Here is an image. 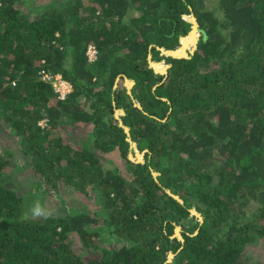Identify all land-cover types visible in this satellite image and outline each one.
I'll return each instance as SVG.
<instances>
[{
  "label": "trees",
  "instance_id": "obj_1",
  "mask_svg": "<svg viewBox=\"0 0 264 264\" xmlns=\"http://www.w3.org/2000/svg\"><path fill=\"white\" fill-rule=\"evenodd\" d=\"M26 1L0 0V118L41 192L92 191L97 208L26 216L27 193L9 184L12 151L0 148V264H264L245 256L264 241V0H52L33 14ZM190 13L194 51L161 53L191 29ZM189 44L191 34L174 52ZM42 68L70 80L65 99ZM119 107L144 161L128 158ZM76 124L90 139L65 133ZM113 150L123 167L104 165Z\"/></svg>",
  "mask_w": 264,
  "mask_h": 264
},
{
  "label": "rangeland",
  "instance_id": "obj_2",
  "mask_svg": "<svg viewBox=\"0 0 264 264\" xmlns=\"http://www.w3.org/2000/svg\"><path fill=\"white\" fill-rule=\"evenodd\" d=\"M50 1L52 0H28L24 3V7L26 11H31L30 13L33 14L36 11H40V9H45V7H47V4L50 3ZM212 3H215V0L206 1V5H208L209 7ZM191 47V44H189L185 48L186 51H189ZM124 84L127 89V85L125 82ZM117 109L118 108H115V110ZM118 112V110L117 112H114V116L116 118H119L118 116L121 115V113ZM90 129L91 128L89 124H76L74 126L66 125L65 133L69 134L73 141L85 142L83 140L90 139ZM14 133V130L7 126L5 121L0 118V148H9L12 151V155L10 158L12 164L7 170L11 174L12 179L10 180L9 184L10 186H14L16 189H18L19 192L27 193L29 208L27 209V211H25L26 216L30 218L37 217L41 219H46L57 217L59 214L66 213L71 207H84V209H87L88 211L95 210L97 208V205L93 200L92 191L90 192L91 196L89 195L86 199L82 195L78 194L77 191L67 189L65 185H61L58 191L50 189L45 193L41 192L38 187L34 185L35 183L32 181V179L35 178V176H33L34 172L28 170V168H26L23 164L26 163V159L22 154V145L19 143L18 138L14 136ZM89 141L87 143H84V145L87 146ZM132 149L137 151L139 150L137 146L132 147ZM140 158H144V155H141ZM103 161L106 167L115 166V164L117 163L120 167H123L124 164L123 158L119 155L117 150H113L110 152V154H106L105 156H103ZM153 171L157 172L156 170ZM37 209L40 211V215L34 214V210ZM179 225L181 227L178 231L180 235H182V225ZM101 233L104 236L106 235V231H103ZM77 237V234L74 233V239L72 240L73 242H75V246L80 251L84 248L81 247V240ZM84 251L87 252L86 249H84ZM84 251H82V253H84ZM245 256L247 257V260L250 263H255V261L256 263H259V261H264V241L260 239L257 244H252L248 246L246 248ZM170 258H172V255L170 256Z\"/></svg>",
  "mask_w": 264,
  "mask_h": 264
},
{
  "label": "water",
  "instance_id": "obj_3",
  "mask_svg": "<svg viewBox=\"0 0 264 264\" xmlns=\"http://www.w3.org/2000/svg\"><path fill=\"white\" fill-rule=\"evenodd\" d=\"M186 15H189V17H188V19L191 21V23H192V25H191V29L188 31V33L186 34V35H182L181 37H180V45L178 46V47H176V48H179L181 45H182V37H184V36H187V35H189V34H191V33H194V45H193V49H192V47L189 49V51H186V49L183 51V52H180V53H176V52H174V50L176 49V48H165V47H160V49H161V53H164L165 55H172V56H176V57H181V56H184V57H188V56H190L189 54L190 53H192L193 51H194V49L196 48V42H197V40H198V37H199V35H200V29H199V25H198V21H197V19H196V16L193 14V13H190V14H186ZM195 33H196V35H195ZM192 46V45H191ZM187 47V46H186ZM151 57V55L149 54L148 55V58H149V64H150V66H152L153 67V69H154V71L155 72H159V73H165L166 72V67H167V64H165L164 65V69L163 70H158V69H156L155 68V66L152 64V59L150 58ZM125 83H126V85H127V91L131 94V86H132V84L134 83V79H132V78H128L127 76H125ZM135 101V104L137 105V106H139L140 108H142V106H141V104H140V102L137 100V99H135L134 100ZM119 112L118 113H121V114H123L124 113V110H123V108H121V107H119L118 109H117ZM117 110H115V112H117ZM119 118H118V120H119V123L124 127V129H125V131L127 132V134H128V140L130 141V147L132 148V147H136V142L135 141H133L131 138H130V136H129V126H127V125H125L123 122H122V119H121V117L120 116H118ZM133 150V149H132ZM130 150L129 152H128V158L129 159H131L132 161H134V162H138V161H144V158H140V157H137L139 154H141L142 156L144 155V152H145V150L146 149H143V150ZM158 172H154L153 171V174L154 175H156ZM167 192L168 193H170V194H172L174 197H176L177 199H179L180 201H181V199H180V197L177 195V194H174V193H172L169 189H167ZM190 212L191 213H193V214H195L200 220L202 219V216H201V214H200V212L199 211H197L194 207H192V208H190ZM180 225L179 224H177V227L175 226V234L174 235H176L178 238H180V239H183V237H182V235H180V233H179V229H180ZM177 228H178V230H177ZM173 256V252H169V256H168V260H170L171 258H170V256Z\"/></svg>",
  "mask_w": 264,
  "mask_h": 264
},
{
  "label": "built area",
  "instance_id": "obj_4",
  "mask_svg": "<svg viewBox=\"0 0 264 264\" xmlns=\"http://www.w3.org/2000/svg\"><path fill=\"white\" fill-rule=\"evenodd\" d=\"M97 48L93 43H89L85 50L88 60H93L97 56ZM39 75L42 80L51 85V88L56 94V97L63 100L72 91V83L59 71H50L48 69H40ZM12 83H15L12 81ZM47 118L38 120V125L44 126Z\"/></svg>",
  "mask_w": 264,
  "mask_h": 264
},
{
  "label": "clouds",
  "instance_id": "obj_5",
  "mask_svg": "<svg viewBox=\"0 0 264 264\" xmlns=\"http://www.w3.org/2000/svg\"><path fill=\"white\" fill-rule=\"evenodd\" d=\"M186 18H187V17H186ZM187 19H188V18H187ZM179 45H180V43H179ZM179 45H178V46H179ZM178 46H177V47H178ZM160 60H162V59H160ZM160 60H157V61H160ZM163 62H164L165 64H167V67H168L169 63H167L165 59H163ZM165 64H164V65H165ZM167 67H166V69H167ZM34 214H35V215H40L41 213H40V211L37 209V210H34Z\"/></svg>",
  "mask_w": 264,
  "mask_h": 264
},
{
  "label": "bare ground",
  "instance_id": "obj_6",
  "mask_svg": "<svg viewBox=\"0 0 264 264\" xmlns=\"http://www.w3.org/2000/svg\"><path fill=\"white\" fill-rule=\"evenodd\" d=\"M196 34V33H195ZM191 36H194V33H191ZM190 41H192V40H190ZM193 49V48H192ZM156 68L157 67H159V66H157V65H154ZM161 69L163 70L164 69V65L161 67Z\"/></svg>",
  "mask_w": 264,
  "mask_h": 264
}]
</instances>
